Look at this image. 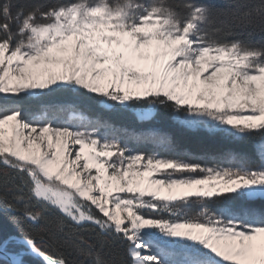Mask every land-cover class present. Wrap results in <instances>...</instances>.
<instances>
[{"label": "snow or ice", "instance_id": "snow-or-ice-1", "mask_svg": "<svg viewBox=\"0 0 264 264\" xmlns=\"http://www.w3.org/2000/svg\"><path fill=\"white\" fill-rule=\"evenodd\" d=\"M257 22L264 0L229 9L202 0H0L5 99L66 94L131 113L136 124L167 113L179 129L258 137L260 157L252 167L227 151L221 163L201 164L177 152L167 131L117 124L76 103L42 102L33 112L0 103V164L11 170L0 211L19 213L9 217L18 235L0 239V264H26L28 255L70 264L48 250L61 247L90 264H264V42L243 38ZM193 199L197 217L181 218L177 206ZM98 237L109 239L97 249ZM117 244L125 254L105 259Z\"/></svg>", "mask_w": 264, "mask_h": 264}, {"label": "trees", "instance_id": "trees-1", "mask_svg": "<svg viewBox=\"0 0 264 264\" xmlns=\"http://www.w3.org/2000/svg\"><path fill=\"white\" fill-rule=\"evenodd\" d=\"M56 0H19L21 4H32V3H54ZM61 3L68 2V0H60ZM211 4L217 8L229 9L239 0H202ZM253 3H260L262 0H252ZM240 31V29H237ZM244 39H250L253 42H264V25L259 24L258 22L245 28L244 30ZM251 35H248V34ZM76 103L81 108L87 110L89 115L95 116L100 114L105 118L112 119L117 124H124L128 126H135L138 128H148L154 127L167 131L172 134L174 139L175 150L180 153L186 154V158L192 159L201 164L212 165L215 163H221L220 157L227 151H233L237 154H243L247 157V161L250 166L255 167L260 162V157L257 154V148L255 147L259 142V138H246L243 140H232L226 138L220 134H209L204 131H187L179 129L175 124L168 118L167 113H162L161 116L157 118L156 121L151 122L150 124H136L131 113L121 115L119 113H107L103 112L94 101L88 100H77L76 98L66 95V94H56L50 97H45L41 101H34L30 99H15L9 98L5 99L4 96L0 95V103H18L22 105L27 112H33L36 110L39 103ZM7 172L11 174V170L5 168L4 165L0 164V183L4 179V173ZM11 187V185H9ZM259 203V202H258ZM211 207L215 208L216 205L212 204ZM179 211H183L185 216L188 218H195L198 215V204L191 203L190 206H187L182 210L180 207ZM181 214H184V213ZM149 214V213H148ZM151 215H156V213H150ZM13 215H19V213H5L0 211V239H6L10 235H18L16 226H14L9 217ZM55 215H59L56 213ZM72 224V222H68ZM72 227H79L72 224ZM85 228H91L92 225H84ZM98 231V230H97ZM85 236L88 233L83 232ZM100 239L108 240V237H98L97 239L92 240L91 242L96 244L97 249L99 248ZM45 240L47 238L45 237ZM47 246V245H46ZM17 249L15 244H9V250L14 251ZM49 252L58 251L61 255L65 256L70 264H79L80 261H83V264H90V261L85 259L83 256L77 255L72 252L70 249L61 247L59 249H48ZM124 249L121 248L118 244L112 245L111 247H106L102 252V255L105 259H116L119 260L122 255H124ZM26 264H43L41 258L31 259L30 256L24 257Z\"/></svg>", "mask_w": 264, "mask_h": 264}, {"label": "rangeland", "instance_id": "rangeland-1", "mask_svg": "<svg viewBox=\"0 0 264 264\" xmlns=\"http://www.w3.org/2000/svg\"><path fill=\"white\" fill-rule=\"evenodd\" d=\"M191 203H196V204H198L197 211H198V213H199V211H200V202L197 201V200H195V199H193ZM191 203L186 204V205H183V204H182V205H178L177 207H180L182 210H184V208L187 207V206H190ZM182 212H183V211H181L180 213H182ZM183 213H184V212H183ZM146 214H148V213H146ZM164 215H167V214H164ZM184 216H185V213H184V214H181V218H183ZM28 256H30L31 259L39 258V257L32 256V255H28Z\"/></svg>", "mask_w": 264, "mask_h": 264}, {"label": "water", "instance_id": "water-1", "mask_svg": "<svg viewBox=\"0 0 264 264\" xmlns=\"http://www.w3.org/2000/svg\"><path fill=\"white\" fill-rule=\"evenodd\" d=\"M33 256V255H32Z\"/></svg>", "mask_w": 264, "mask_h": 264}]
</instances>
